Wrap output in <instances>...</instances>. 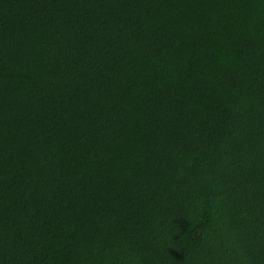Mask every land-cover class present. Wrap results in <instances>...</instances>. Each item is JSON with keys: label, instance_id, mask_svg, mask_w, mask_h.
I'll list each match as a JSON object with an SVG mask.
<instances>
[{"label": "trees", "instance_id": "16d2710c", "mask_svg": "<svg viewBox=\"0 0 264 264\" xmlns=\"http://www.w3.org/2000/svg\"><path fill=\"white\" fill-rule=\"evenodd\" d=\"M0 264H264V0H0Z\"/></svg>", "mask_w": 264, "mask_h": 264}]
</instances>
